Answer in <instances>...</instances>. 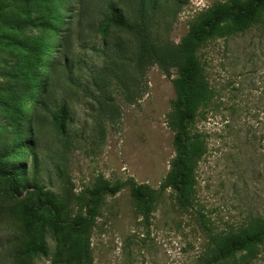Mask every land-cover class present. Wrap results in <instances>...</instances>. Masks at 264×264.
I'll list each match as a JSON object with an SVG mask.
<instances>
[{"label":"rangeland","instance_id":"374dc122","mask_svg":"<svg viewBox=\"0 0 264 264\" xmlns=\"http://www.w3.org/2000/svg\"><path fill=\"white\" fill-rule=\"evenodd\" d=\"M221 1L0 0V166L18 177L12 190L0 176V264H74L67 221L103 179L125 186L92 218L81 264H264V242L248 263L215 242L264 218V18L199 49L212 94L192 124L206 149L191 202L162 186L178 45ZM38 12L46 24H13ZM134 182L156 190L147 208Z\"/></svg>","mask_w":264,"mask_h":264},{"label":"trees","instance_id":"16d2710c","mask_svg":"<svg viewBox=\"0 0 264 264\" xmlns=\"http://www.w3.org/2000/svg\"><path fill=\"white\" fill-rule=\"evenodd\" d=\"M142 8L146 0H140ZM53 20L57 14L47 10ZM45 16L38 12L37 16L21 18L13 24L18 29H26L29 25H44L37 22ZM60 17V16H59ZM264 0H226L207 8L198 20L193 22L187 33L181 39L177 49V77L174 79L176 97L173 101L169 126L174 132L176 154L162 186L170 187L179 193L183 203L191 202L196 185V168L199 159L205 153V141L202 134L192 128L195 115L200 106L211 97V89L206 77L205 68L198 55L199 49L214 37L226 36L245 31L251 26L263 21ZM114 21L122 24L123 19L116 16ZM39 49L40 46H36ZM41 50V48H40ZM36 86L26 93L34 97ZM67 108L62 105L56 110L54 120L61 129L65 128ZM0 176L7 177L11 189H16L17 173L5 170L0 166ZM125 182L107 179L89 187L85 191L83 202L76 214L67 221L70 259L74 264H81L88 249L87 232L92 218L105 200L106 195H114L122 190ZM133 194L140 208H147L155 199L156 190L146 184H133ZM57 214H61L60 205L52 202ZM56 230H60V220H54ZM216 245L225 258L233 259L236 263L243 260L250 262L259 254V246L264 242V218L251 220L246 226L237 231L215 237Z\"/></svg>","mask_w":264,"mask_h":264}]
</instances>
